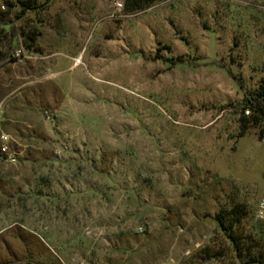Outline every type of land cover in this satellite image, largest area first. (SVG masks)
<instances>
[{
	"label": "rangeland",
	"instance_id": "rangeland-1",
	"mask_svg": "<svg viewBox=\"0 0 264 264\" xmlns=\"http://www.w3.org/2000/svg\"><path fill=\"white\" fill-rule=\"evenodd\" d=\"M128 5L0 0V264H231L197 256L264 194V0Z\"/></svg>",
	"mask_w": 264,
	"mask_h": 264
},
{
	"label": "trees",
	"instance_id": "trees-1",
	"mask_svg": "<svg viewBox=\"0 0 264 264\" xmlns=\"http://www.w3.org/2000/svg\"><path fill=\"white\" fill-rule=\"evenodd\" d=\"M156 1L128 0L127 11L145 10ZM253 100V110L258 117H254L252 123L256 125L259 117H264L263 95H258ZM215 220L220 239L217 243L213 239L212 245L199 251L197 258L201 262L226 258L231 264H264V224L254 219L246 204L232 202L228 209H222L216 214ZM250 220H255L256 223L248 227Z\"/></svg>",
	"mask_w": 264,
	"mask_h": 264
},
{
	"label": "built area",
	"instance_id": "built-area-1",
	"mask_svg": "<svg viewBox=\"0 0 264 264\" xmlns=\"http://www.w3.org/2000/svg\"><path fill=\"white\" fill-rule=\"evenodd\" d=\"M116 7L120 9L122 8V5L117 4ZM19 54H21V51L17 52L18 56ZM245 114L249 115L250 110L247 109ZM7 138L8 137L4 135L0 137V141L2 142L0 153L7 162L14 164L16 162V154L9 151L7 146ZM252 215L256 221L262 222L264 224V194L255 203V206L252 210Z\"/></svg>",
	"mask_w": 264,
	"mask_h": 264
},
{
	"label": "bare ground",
	"instance_id": "bare-ground-1",
	"mask_svg": "<svg viewBox=\"0 0 264 264\" xmlns=\"http://www.w3.org/2000/svg\"><path fill=\"white\" fill-rule=\"evenodd\" d=\"M79 63V60L78 59H76V61H75V64H78Z\"/></svg>",
	"mask_w": 264,
	"mask_h": 264
}]
</instances>
